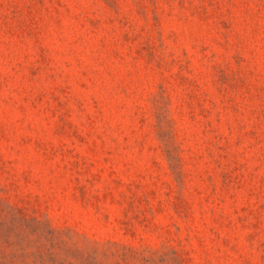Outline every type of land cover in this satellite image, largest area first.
<instances>
[{
  "label": "rangeland",
  "instance_id": "374dc122",
  "mask_svg": "<svg viewBox=\"0 0 264 264\" xmlns=\"http://www.w3.org/2000/svg\"><path fill=\"white\" fill-rule=\"evenodd\" d=\"M0 264H264V0H0Z\"/></svg>",
  "mask_w": 264,
  "mask_h": 264
}]
</instances>
